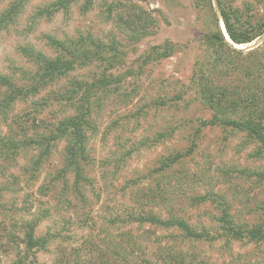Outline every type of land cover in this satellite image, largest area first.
I'll list each match as a JSON object with an SVG mask.
<instances>
[{
	"label": "rangeland",
	"instance_id": "1",
	"mask_svg": "<svg viewBox=\"0 0 264 264\" xmlns=\"http://www.w3.org/2000/svg\"><path fill=\"white\" fill-rule=\"evenodd\" d=\"M20 1L16 21L0 31V75L26 91L36 86L39 66L19 48L55 58L60 49L50 48L47 36L66 43L82 39L88 46L97 41L108 49L116 44L122 65L112 75L147 60L129 77L126 89L108 92L99 107L96 101L85 127L79 178L67 168L66 140L51 145L44 159V148L28 146L22 135L29 139L45 132L47 124L70 117L74 111L68 104L53 102L54 90H72L76 82L92 80L101 71L98 62L78 66L0 114V138L14 135L18 122L27 130L7 138L8 146L0 143V264H12L24 252L19 243L33 223L36 236L47 241L44 249L29 253V264H106L101 257L118 259L115 252L125 262L109 264H264V241L229 239L216 219L226 207L237 225L261 217L262 211H254L264 203V148L246 132L208 123L212 111L191 80L196 61L216 57L204 45L203 34L217 28V1L201 7L196 0H116L123 5L105 8L97 0L85 12L81 0L66 13L53 7L58 0H0V13ZM232 5L252 6L253 21L264 12L256 0ZM45 7L56 13L36 17ZM219 27L245 55L263 43L257 38L239 47L221 20ZM166 49L171 54L163 58ZM5 89L0 87V96ZM34 107L40 109L37 120H44L37 129L26 118ZM169 128L177 131L168 139ZM184 150L189 152L180 163L155 171L162 157ZM176 219L209 236L186 237L170 224ZM118 239L123 248L113 245Z\"/></svg>",
	"mask_w": 264,
	"mask_h": 264
},
{
	"label": "trees",
	"instance_id": "2",
	"mask_svg": "<svg viewBox=\"0 0 264 264\" xmlns=\"http://www.w3.org/2000/svg\"><path fill=\"white\" fill-rule=\"evenodd\" d=\"M75 1L81 0H58L53 3V7L63 8L67 13L68 9ZM97 0H83L81 7L85 12L91 10ZM199 1V4H198ZM220 18L215 14L214 19L217 22V28L213 31H204L203 40L207 50L213 51L216 57L208 61H196L193 66L192 84L200 98L203 105L212 111V119L208 123L219 124L231 127L241 132H246L247 135L257 141L261 147L264 148V12L254 21L250 5H246L244 9L233 7L234 0H216ZM259 5L264 7V0H256ZM105 8H110L111 5L116 4L122 6L116 0H103ZM197 5L204 7L206 4L212 5L209 0H196ZM22 8V2H14L9 8L4 9L0 13V31L6 29L10 23H14ZM56 10L54 8L45 7L40 9L36 17L47 15L50 18ZM249 12V14H248ZM254 16H256L254 14ZM35 17V18H36ZM33 18V19H35ZM247 22H244V20ZM222 21L226 33L230 37L234 45H246L252 43L257 38L263 40L261 46L255 50L245 52L236 50L233 45H230L223 35L219 22ZM243 20V21H242ZM248 26V27H247ZM136 39V38H135ZM50 48L60 49V54L55 58H49L43 53H37L31 47H20L23 55L31 60H35L39 66V73L37 75L36 86L32 91H26L25 88L15 83L13 78L0 75V87L6 86L3 95L0 96V114L3 116L6 113L7 107L17 103L18 100L29 97L30 92L38 93L46 86H52L58 83V80L66 77L70 72L75 71L78 66H87L92 63H99L101 71L92 77L88 82H76V88L72 90L63 91L62 88L54 90L53 102L60 104H68L73 109L74 113L65 119L58 120L56 123L45 124V132L35 133L34 136L28 137L22 135L21 132L27 134L24 123L22 125L18 122V130L13 135L10 132L9 136L0 138V143L9 145L10 141L16 135L24 136V143L27 145L36 144L40 148H44L41 158L48 156V149L51 145L56 144L61 140H66L67 153V168L71 166L75 169L76 175L79 178L82 173L81 158L84 159V145L86 142L85 127L89 125L92 110H95V103L98 102V107L103 98L108 92H116L126 89V83L131 77H134L141 66L147 59L136 62L132 69L128 68L120 75H112L109 72L117 65H122L120 60L121 50L114 43H110L109 49L106 44H101L97 41H92L93 44H88L86 40L74 41L70 43L61 42L60 40L47 36ZM161 54V53H160ZM171 52L166 51L162 55L163 58L169 57ZM206 58V57H205ZM124 65V64H123ZM139 66V67H138ZM116 69V68H115ZM139 74H142L139 72ZM63 94L64 96H59ZM40 113L38 107L26 111V118L29 122H33L35 129L40 128L37 125H43L44 120H37V115ZM41 122L38 123L37 122ZM47 129V130H46ZM166 131L168 139L173 138L172 135L177 130L169 128ZM194 135L193 137H195ZM165 137V136H163ZM154 143H158V137L155 138ZM194 145V146H193ZM192 146L197 147L196 139L192 142ZM2 148V147H1ZM192 148V150H193ZM191 150V151H192ZM187 150L183 152H172L161 158L159 166L155 171H167L170 166L180 163L186 157ZM191 154V152H190ZM81 157V158H80ZM39 159V158H38ZM43 161V160H42ZM36 164H41V160H37ZM230 208L226 207L219 212L217 216L218 222L221 224L220 228L224 231L225 237L234 239L236 241H249L251 243L261 244L264 241V203L259 204L254 213H261L257 222L251 224L237 225L230 215ZM170 224L177 225L186 235V237H194L202 239L209 236L207 232H196L187 224V222L176 219ZM37 223L30 224L26 227L23 237L19 245H24V252L18 254L12 264H29L27 257L29 253H35L45 247L47 239L39 238L35 234ZM117 248H123V243L118 239L113 242ZM20 248V246H19ZM118 259H111L107 256H102L103 263L123 261V256L120 253H114ZM166 255L162 252V256ZM175 260V259H174ZM146 264V262L144 261ZM127 264V263H123ZM163 264V263H162ZM200 264H203L202 262ZM204 264H207L204 262Z\"/></svg>",
	"mask_w": 264,
	"mask_h": 264
},
{
	"label": "bare ground",
	"instance_id": "3",
	"mask_svg": "<svg viewBox=\"0 0 264 264\" xmlns=\"http://www.w3.org/2000/svg\"><path fill=\"white\" fill-rule=\"evenodd\" d=\"M227 37H228V35H227ZM229 38V37H228ZM230 40V39H229ZM239 47H242V46H239Z\"/></svg>",
	"mask_w": 264,
	"mask_h": 264
},
{
	"label": "water",
	"instance_id": "4",
	"mask_svg": "<svg viewBox=\"0 0 264 264\" xmlns=\"http://www.w3.org/2000/svg\"><path fill=\"white\" fill-rule=\"evenodd\" d=\"M228 35V34H227ZM229 37V36H228ZM229 39H230V37H229ZM231 41V40H230Z\"/></svg>",
	"mask_w": 264,
	"mask_h": 264
}]
</instances>
